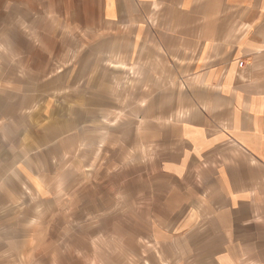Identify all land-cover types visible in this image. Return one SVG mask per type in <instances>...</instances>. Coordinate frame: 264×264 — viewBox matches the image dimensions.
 Listing matches in <instances>:
<instances>
[{"label": "crops", "instance_id": "crops-1", "mask_svg": "<svg viewBox=\"0 0 264 264\" xmlns=\"http://www.w3.org/2000/svg\"><path fill=\"white\" fill-rule=\"evenodd\" d=\"M0 264H264V0H0Z\"/></svg>", "mask_w": 264, "mask_h": 264}]
</instances>
